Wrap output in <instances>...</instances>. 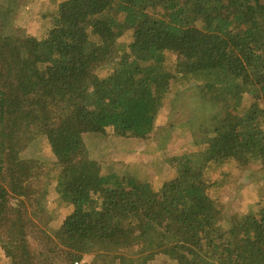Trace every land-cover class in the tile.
I'll return each mask as SVG.
<instances>
[{"label":"trees","instance_id":"1","mask_svg":"<svg viewBox=\"0 0 264 264\" xmlns=\"http://www.w3.org/2000/svg\"><path fill=\"white\" fill-rule=\"evenodd\" d=\"M21 1L0 0L8 264H76L86 254L98 264H264V202L225 217L216 196L226 180L206 177L227 159L264 166V0H48L39 36L16 24ZM127 30L131 42L121 39ZM165 52L177 55L174 65ZM191 82L200 88L193 111L169 120L168 135L189 126L197 149L174 155L173 177L154 189L128 167L99 170L90 135L111 128L148 138L171 93L180 94L174 88ZM37 137L50 146L70 206L53 233L28 207L44 165L25 155Z\"/></svg>","mask_w":264,"mask_h":264},{"label":"rangeland","instance_id":"2","mask_svg":"<svg viewBox=\"0 0 264 264\" xmlns=\"http://www.w3.org/2000/svg\"><path fill=\"white\" fill-rule=\"evenodd\" d=\"M62 1V0H60ZM19 11L16 23L24 28L26 33L39 36L44 29V13L48 12V0H33L25 3ZM121 39L125 42L132 41V31L127 30ZM170 66L174 65L177 55L165 52ZM173 69V67H171ZM199 83V82H198ZM191 82L174 88L180 94L171 93L166 103L159 111L156 129L148 138L123 137L115 135L111 128L101 135H90V155L101 172L124 170L126 167L139 178L150 182L154 189H158L165 180L175 175L172 167L174 155L197 149L193 145V135L189 126L177 127L168 135L169 120H188L194 106L189 100L193 93L200 89L199 84ZM175 92V91H174ZM199 102H201L198 99ZM254 101L251 94L246 93L244 105L249 106ZM208 102L204 108L210 114L213 109ZM205 110V111H206ZM207 119L206 114L199 111ZM26 156L40 159L44 164L41 167L37 182L34 183L35 195L28 201L29 212L34 220L42 227L53 233L64 216L70 211L66 201L60 199L57 189L58 167L55 165L54 156L50 146L42 137H37L27 148ZM207 178L212 180L224 178L227 185L221 189L216 197L223 204L224 214L234 213L243 215L251 209L256 211L259 202H264V166L259 164L240 165L235 159H227L208 168ZM230 216V215H228ZM94 254H86L81 264H98L99 260ZM159 263L163 258L157 260ZM9 259L0 245V264H8Z\"/></svg>","mask_w":264,"mask_h":264},{"label":"built area","instance_id":"3","mask_svg":"<svg viewBox=\"0 0 264 264\" xmlns=\"http://www.w3.org/2000/svg\"><path fill=\"white\" fill-rule=\"evenodd\" d=\"M76 264H81L80 262H76Z\"/></svg>","mask_w":264,"mask_h":264}]
</instances>
